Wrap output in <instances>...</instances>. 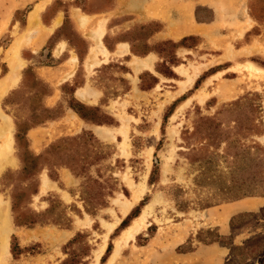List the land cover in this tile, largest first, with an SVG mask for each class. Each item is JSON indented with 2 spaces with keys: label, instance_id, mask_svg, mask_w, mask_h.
I'll list each match as a JSON object with an SVG mask.
<instances>
[{
  "label": "rangeland",
  "instance_id": "rangeland-1",
  "mask_svg": "<svg viewBox=\"0 0 264 264\" xmlns=\"http://www.w3.org/2000/svg\"><path fill=\"white\" fill-rule=\"evenodd\" d=\"M33 1L0 0L2 18H9L0 49L8 46L9 67L16 61L21 73L0 100L12 129L10 147L0 153V226L8 247L0 264H264V232L252 226L264 218V207L233 215L227 208L237 199L264 196V0H248L250 29L216 50L195 35L148 43L155 21L105 36L107 46L129 39L134 54L154 49L163 76H130L115 59L101 67V110L68 102L101 125L102 137L88 129L51 134L49 119L63 105L44 104L49 84L35 68L56 60L50 51L55 41L83 48V38L96 37L95 21H84L81 36L65 20L40 50L24 48L19 58L20 46L38 42L44 31L40 24L24 26ZM63 1L50 3L45 13L61 10ZM74 2L86 11L104 9L109 0ZM130 18L114 17L110 25ZM181 48L188 52L179 54ZM174 65L181 80L167 81ZM61 89L69 99L70 87ZM15 193L19 212L41 223L15 224Z\"/></svg>",
  "mask_w": 264,
  "mask_h": 264
},
{
  "label": "crops",
  "instance_id": "crops-1",
  "mask_svg": "<svg viewBox=\"0 0 264 264\" xmlns=\"http://www.w3.org/2000/svg\"><path fill=\"white\" fill-rule=\"evenodd\" d=\"M54 1L34 0L29 5L24 18V26L28 27L30 11L36 9V17L31 22V27L40 24L43 26L44 31L38 42H27L20 46L17 50L19 58H21L19 52L24 48L28 49L30 53L40 50L46 40L61 29L65 20L68 19L81 36L86 34L84 30H86L87 25L84 21L93 19L95 30L101 27L97 31L100 33L102 31V35H100L99 41H96L97 35L93 40L92 38H83L86 39L83 48L76 47L73 43H69L67 39L55 41L50 48L51 56L56 58L52 62L53 64L35 66L38 69L36 71L37 76L44 77L49 84V91L42 96L44 104L49 107H56L61 103L63 105V110L50 118L48 122V129L53 136L74 134L88 129L97 137H102L101 125L85 115H79L68 101L73 100L87 109L101 110V96L103 94L101 95L99 73L100 68L108 65L111 60H121L120 62L124 64V69H126L124 73L130 76L133 73L137 75L142 72H151L157 78L162 75L156 69L157 62L161 57L154 49H148L147 52L141 55L134 54L132 42L129 39L115 38L111 46H107L105 42L103 43L105 36L129 30L136 23L155 21L159 25L147 36L148 43L162 40L177 42L186 36L195 35L200 37L207 46L216 50L225 47L226 40H229L233 45V42H237L244 32L250 29V27H247L245 20L248 0H109L104 9H98L97 5L96 10L87 9L86 11H78L74 0H64L63 4L65 6L61 10L54 9L49 13H45V10L50 8V3ZM95 1L97 2V0ZM20 6L21 4H18L15 8L17 9ZM202 10L206 11L207 15H202ZM123 14L130 15L131 18L121 24L110 25L112 18ZM2 15L0 7V36L9 21V18H2ZM7 51L8 46L0 49V61L6 66L5 69L2 66L0 67V86L3 83L7 84L0 94V100L8 94L9 90L18 85L21 78V73L17 71L18 75L15 82L8 83V75L12 66L9 67L6 56ZM236 51H239V48ZM185 52L188 51L181 48L178 53L183 54ZM22 59L25 58L22 57ZM26 60V66H28L30 61ZM14 63L16 64V61ZM15 64L14 66H16ZM71 66H73L72 71ZM77 67H81L79 80H77ZM176 68H178L177 65L172 66L173 75L167 76V81L177 82L181 80V77L177 76ZM126 74L124 75L126 76ZM75 81L77 83H74ZM63 84H67L71 89L68 100L63 89H61ZM133 87L139 89L136 84ZM127 88H130V86ZM81 92L84 95H80ZM1 113L4 114L2 111ZM27 130L28 134L30 129ZM227 206L229 215H233L238 211H257L264 207V196L237 199ZM256 224L261 225L259 228L264 232V218L255 219L252 226L256 227Z\"/></svg>",
  "mask_w": 264,
  "mask_h": 264
},
{
  "label": "bare ground",
  "instance_id": "bare-ground-1",
  "mask_svg": "<svg viewBox=\"0 0 264 264\" xmlns=\"http://www.w3.org/2000/svg\"><path fill=\"white\" fill-rule=\"evenodd\" d=\"M36 9H33L32 11H30V15H29V21H30V25H31V22L34 20V18L36 17V13H35ZM88 21V20H87ZM99 21V20H97ZM97 24V23H96ZM84 26V25H83ZM99 27V25H98ZM99 30L101 29V27L98 28ZM97 29V30H98ZM92 30V29H91ZM102 33V31H101ZM99 31L96 32V35H97V38H96V41H99L100 39V35H102ZM91 39V38H90ZM19 42V41H18ZM17 41L14 42V44L16 45L18 43ZM94 42V41H92ZM18 45V44H17ZM100 45V44H99ZM101 46V45H100ZM15 47V48H14ZM15 50H16V46H13L12 47V52L15 54ZM17 54V53H16ZM11 64V63H10ZM14 62L12 61V68L9 72V75H8V79H9V84L11 83H14L15 80L17 79V68L16 66H14ZM16 65V64H15ZM7 84L3 83L2 86H0V94L1 92L5 89ZM80 95H84L83 92L80 93ZM10 122H9V119L7 118L6 115L2 114L1 111H0V135H2V139H3V142H2V145H1V157L4 156V154L7 152V148L10 147V143H11V140H12V133L10 131ZM105 129V128H104ZM12 130V129H11ZM103 131V130H102ZM1 138V137H0ZM9 149V148H8ZM12 151V150H11ZM1 160V159H0ZM44 177V176H43ZM44 179V178H43ZM42 180V178H41ZM45 184V180H44V183ZM138 195V194H137ZM136 197V196H135ZM138 197V196H137ZM132 198V197H131ZM136 200V199H135ZM132 201V200H131ZM1 203V202H0ZM2 204V203H1ZM122 205V204H121ZM120 205V206H121ZM2 206V205H1ZM123 210H125L127 208V205L125 204L123 207ZM129 208V207H128ZM5 210V208H4ZM122 210V209H121ZM5 213H6V210H5ZM142 216V215H140ZM139 217V216H138ZM135 219V218H134ZM137 221H138V218H137ZM6 223V222H5ZM7 224V223H6ZM5 224V225H6ZM136 228V227H135ZM132 229V228H131ZM134 229V228H133ZM132 229V230H133ZM7 230V229H6ZM131 234V233H130ZM123 236V235H122ZM120 239V238H119ZM121 240V239H120ZM118 243V242H117ZM117 243H114V244H117ZM105 243H101L100 244V247H99V250H98V254L97 256L105 249ZM119 244V243H118ZM117 247V246H116ZM7 231H5L1 226H0V255H3L6 254V252L8 251L7 249ZM119 248V247H118ZM118 251V250H116ZM119 252V251H118ZM116 253V252H115ZM114 253L111 254V257H113ZM1 258V257H0ZM109 260H111V258H109Z\"/></svg>",
  "mask_w": 264,
  "mask_h": 264
},
{
  "label": "trees",
  "instance_id": "trees-1",
  "mask_svg": "<svg viewBox=\"0 0 264 264\" xmlns=\"http://www.w3.org/2000/svg\"><path fill=\"white\" fill-rule=\"evenodd\" d=\"M82 106V105H81ZM72 107L76 109V111L79 113V115L84 116L83 113H81L73 104ZM18 136V135H17ZM39 155H36L34 157V160L32 161V164L29 166V168L34 169L35 165H36V159H38ZM27 169V168H26ZM34 192V191H33ZM19 193H15L12 195V204H11V210H13L14 213V222L16 225H26V226H32L36 223H41V220H36L34 218H26V216H24L23 214H21L19 212V209L17 208V198H18ZM110 246L108 247L107 250H109ZM12 250V252H15V250H13V246H11L10 248Z\"/></svg>",
  "mask_w": 264,
  "mask_h": 264
}]
</instances>
